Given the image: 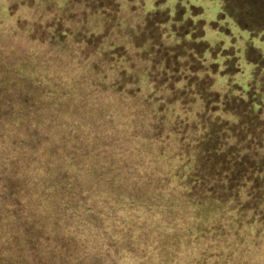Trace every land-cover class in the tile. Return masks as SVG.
I'll use <instances>...</instances> for the list:
<instances>
[{
    "label": "trees",
    "instance_id": "trees-1",
    "mask_svg": "<svg viewBox=\"0 0 264 264\" xmlns=\"http://www.w3.org/2000/svg\"><path fill=\"white\" fill-rule=\"evenodd\" d=\"M13 18L0 20V264H264L258 49L247 93L211 82L192 99L188 84L154 87L152 54L136 81L113 36L87 64L50 19L45 39ZM118 71L125 90L109 78Z\"/></svg>",
    "mask_w": 264,
    "mask_h": 264
},
{
    "label": "rangeland",
    "instance_id": "rangeland-1",
    "mask_svg": "<svg viewBox=\"0 0 264 264\" xmlns=\"http://www.w3.org/2000/svg\"><path fill=\"white\" fill-rule=\"evenodd\" d=\"M0 3L10 9V16L0 11L1 24L15 21L13 16L16 15L21 20L24 35L30 30L27 26L31 21L34 25L38 24L36 28L32 27L31 32L47 39L45 26L52 21L49 23L53 27L51 30L59 35L65 33L60 38L61 49L65 51L72 45L78 51V45L74 44L79 43L80 53L86 52L83 57L87 64L95 57L93 50L103 40L111 45L112 40H108L113 36V41L120 44L114 52L123 57L120 67L129 69L136 81L140 80L139 75L144 71L142 68L146 65L147 56L152 54L153 62L149 68L154 73V87L188 84L192 99L200 98V88L206 90L211 82L214 84L213 92L224 93L228 85L237 83L247 93L255 68L247 62L246 56L255 62L259 57L255 52L248 54V48L253 46L264 56V34L261 36L256 32L253 35L238 25L255 31L264 29V0H69L64 8L60 0H0ZM223 3L233 18L224 12ZM27 4L35 8L26 10L24 7ZM20 7L26 16L19 18ZM47 19L50 20L44 24ZM68 26L73 30L78 27L76 33ZM77 34L87 40V44L81 43L83 39L80 40ZM193 40L202 43H194ZM26 43L24 37L20 44ZM232 50H235L236 57L226 62L228 57L224 53L230 51L228 53L233 55ZM202 56L207 65L216 63L223 66L222 73H228L227 76H215L213 71L218 70V66L212 69L211 66H203ZM165 63L170 70L165 71ZM84 65L73 64L75 70ZM258 69L261 71L262 67ZM125 73L113 72L109 77L112 78L111 83L127 89L132 83ZM169 93L173 100L177 98L173 91ZM253 98L263 102L257 104L260 108L255 111L263 113L264 118V91L257 88ZM233 105L240 106L236 100Z\"/></svg>",
    "mask_w": 264,
    "mask_h": 264
}]
</instances>
